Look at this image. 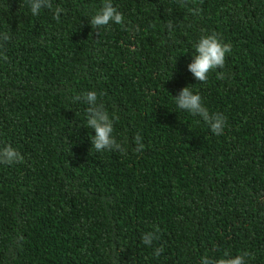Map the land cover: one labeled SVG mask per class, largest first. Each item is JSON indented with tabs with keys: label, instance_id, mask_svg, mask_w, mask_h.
<instances>
[{
	"label": "trees",
	"instance_id": "trees-1",
	"mask_svg": "<svg viewBox=\"0 0 264 264\" xmlns=\"http://www.w3.org/2000/svg\"><path fill=\"white\" fill-rule=\"evenodd\" d=\"M111 2L125 23L97 29L104 0H51L36 16L29 0H0V148L23 156L0 164V264H201L225 251L264 264V0ZM212 33L232 52L200 83L188 65ZM186 86L227 117L223 135L177 107ZM93 90L123 154L92 148L73 97Z\"/></svg>",
	"mask_w": 264,
	"mask_h": 264
},
{
	"label": "clouds",
	"instance_id": "clouds-1",
	"mask_svg": "<svg viewBox=\"0 0 264 264\" xmlns=\"http://www.w3.org/2000/svg\"><path fill=\"white\" fill-rule=\"evenodd\" d=\"M186 0H181L182 6ZM30 10L33 16L40 13L41 9H51L53 7L51 0H29ZM65 10L59 6L55 8L54 18L59 22L60 14ZM193 14H196L199 9H190ZM92 28H101L110 23L123 25L125 18L123 14L113 6L111 0H104L103 6L98 12L93 15L89 21ZM168 27H172L171 21L168 22ZM3 41L10 39L8 34H0ZM195 47V55L193 62L188 65V71L193 74L195 79L200 83H205L208 80V74L216 69H223L225 67L226 55L232 52L231 42H223L219 34L212 33L200 37ZM7 59V57H4ZM218 78H223V73L218 74ZM104 93H97L95 90L86 92L83 96L77 95L73 97L74 101L83 100L88 105L86 109V126L91 128L94 135H91V145L96 151H118L125 153V148L119 143L114 133V122L118 119L114 114L110 115L106 110L103 102L99 101ZM177 107L181 110L187 111L192 116L200 117L206 123L210 131L214 135H223L224 129L227 125V117L219 113H210L208 108L204 106L202 97L198 93L186 86L182 88L178 95L173 97ZM139 134L135 137L137 150L142 151L144 145L141 143ZM23 160L22 154L18 149L11 144H7L0 148V164L12 165ZM160 231L156 227L153 232H147L142 237V242L146 246H151L154 240H158L156 235ZM164 251L163 246L157 247L154 250V255L159 257ZM250 253L236 255L235 257L225 251L223 257L215 259L207 255L201 258V264H247L246 257Z\"/></svg>",
	"mask_w": 264,
	"mask_h": 264
}]
</instances>
